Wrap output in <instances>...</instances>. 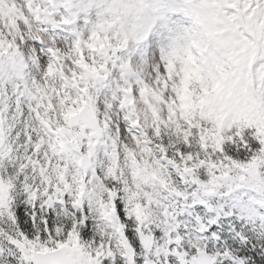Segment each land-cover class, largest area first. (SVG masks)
Masks as SVG:
<instances>
[{"label": "snow or ice", "instance_id": "6c2138e0", "mask_svg": "<svg viewBox=\"0 0 264 264\" xmlns=\"http://www.w3.org/2000/svg\"><path fill=\"white\" fill-rule=\"evenodd\" d=\"M56 7L0 0V264H264V0H185L150 71L143 0Z\"/></svg>", "mask_w": 264, "mask_h": 264}, {"label": "rangeland", "instance_id": "374dc122", "mask_svg": "<svg viewBox=\"0 0 264 264\" xmlns=\"http://www.w3.org/2000/svg\"><path fill=\"white\" fill-rule=\"evenodd\" d=\"M39 2L48 5L51 0H39ZM110 2L111 0H71V7L66 8L62 0H56L54 19L61 21L66 17L71 22L62 25L59 29L50 28L49 31L57 36L63 33L66 44L73 42L78 34L86 37L95 30L101 20V13L105 11V6ZM148 2L149 0H143L145 5H148ZM159 4L161 5L159 11H156V7L148 6L152 23L147 30L146 37L139 41L130 39L128 47L120 51L122 58L130 59L133 65L146 66L149 71L163 63L164 56L178 42H182L181 37L185 34L173 7ZM186 20V27L189 29L191 19L187 17ZM110 94V91L106 90L105 95L110 96ZM101 104H103V99Z\"/></svg>", "mask_w": 264, "mask_h": 264}]
</instances>
